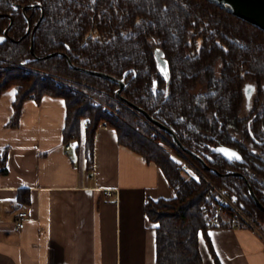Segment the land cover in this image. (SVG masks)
I'll return each instance as SVG.
<instances>
[{"label":"crops","instance_id":"obj_1","mask_svg":"<svg viewBox=\"0 0 264 264\" xmlns=\"http://www.w3.org/2000/svg\"><path fill=\"white\" fill-rule=\"evenodd\" d=\"M14 94L0 96V264H156L145 205L174 197L162 172L101 125L87 170L85 123L80 141L63 143V99H27L9 128ZM19 212L27 213L20 231ZM198 249L202 264H264V242L247 228L211 227Z\"/></svg>","mask_w":264,"mask_h":264},{"label":"flooded vegetation","instance_id":"obj_2","mask_svg":"<svg viewBox=\"0 0 264 264\" xmlns=\"http://www.w3.org/2000/svg\"><path fill=\"white\" fill-rule=\"evenodd\" d=\"M68 1H75L79 10L67 11V0H62L61 11L50 15L47 0H0V37H3L0 48L21 46L29 53L20 61H4L10 65L18 63V67L33 66L31 62L44 58L35 53L41 29L59 27L66 34L71 33L73 38L79 39L78 47L61 41L60 50L45 57L60 53L71 70L107 80L85 70L99 72L121 81L117 84L107 80L114 85L113 95H110L114 101L156 130L162 142L187 157L204 173L229 185L239 198L240 206L243 209L253 206L264 222L263 71L257 76L249 74L245 70L243 52H239V58H233L234 53L227 56L229 49L224 41L227 36L218 35L214 28L182 26L186 30L184 41L185 30L179 32L172 23L162 29L143 26L140 30L135 26L142 21L135 18L129 27L123 28L115 23L114 16L108 15L109 36L100 37L99 24L105 21L107 25V21L106 15L95 11V0H88L87 4ZM214 32L216 35L211 39L210 33ZM91 40L99 45L94 46L88 56L81 47ZM228 41L236 48H245L232 38ZM133 43L142 47L141 58L135 63L143 65V74L138 73L135 63L117 68L118 45L131 48ZM103 51L108 53L106 60L101 57ZM160 51L166 72L156 62ZM120 55L125 60L131 57ZM190 64L196 66L188 69ZM134 82L141 84L133 86ZM220 148L235 152L240 159L229 158L225 153L221 155Z\"/></svg>","mask_w":264,"mask_h":264},{"label":"trees","instance_id":"obj_3","mask_svg":"<svg viewBox=\"0 0 264 264\" xmlns=\"http://www.w3.org/2000/svg\"><path fill=\"white\" fill-rule=\"evenodd\" d=\"M47 1L50 7V15L61 11L62 0ZM78 1L87 4L88 0ZM94 4L96 12H99L101 16L106 15L107 25L105 21L99 24L100 37L109 36L107 35V27L110 25L108 15L114 16L115 23L123 28L129 27L135 18L142 21V24L135 26L140 27V30L143 29V26L147 28L155 26L162 29L168 23H172L173 27L179 29L181 33L185 30L182 26L214 28L218 35L227 36V39H224L229 49L227 56L234 53L233 58H239V52H243L245 70H248L249 74L251 72L252 76H257L262 71V75H264V32L232 16L207 0H95ZM67 5H69L67 11L79 10L75 1L67 0ZM79 8L81 9V7ZM172 17L178 22L171 19ZM114 21H112L113 25H115ZM220 31L223 34H220ZM215 35L216 32L210 33V38L213 39ZM72 36L71 33L66 34L59 27L51 28L48 26L46 30L41 29L35 44V53L44 56V58L37 62L33 61L31 64L76 79L83 82V85L95 87L98 90L94 89L93 91L85 86L83 90L100 98L106 105L114 109L117 115L101 112L82 93L68 91L64 87L55 86L50 80L24 74L20 68H11L7 62H1V59L20 61L29 56L26 47L14 46L0 48V96L11 89H15L14 100L12 101L13 112L6 126L9 128L18 126L23 104L27 99L39 101L45 95L63 99L66 109L62 131L63 143L65 145L72 140L80 141L82 124L86 121L88 126L85 131L83 150L87 170H90L93 161L94 133L102 123H105L107 127L115 131L120 145L140 156L146 163L154 164L173 189V198L156 202L150 200L145 205L146 216L151 223L156 224V264H202L198 249L200 233L206 234L209 228L216 225H230L231 214L228 211L215 214L214 208H211V213L207 218L202 216L201 207H210L213 204L212 201L208 200V187L178 172L176 164L160 147L162 141L159 137L152 138L151 134L154 129L110 97L113 95L114 85L112 83L71 70L60 57H45L50 52L60 50L61 41H67L71 46L78 47L81 44L79 39ZM185 36L186 30L183 33L184 41L186 40ZM229 38L234 39L235 43H241L245 48L243 50L239 46L236 48L235 44L228 41ZM97 45H99L97 42L91 40L86 45L84 44L81 50L90 56L91 50ZM123 45H118L119 49L115 54L116 63L119 66L117 68L130 67L137 59L141 58L139 53L142 47L134 43L131 48H126ZM101 48L105 49V47ZM107 54L103 51L101 57L106 60ZM120 54H128L131 57L125 60L124 57L121 58ZM135 64L138 73L143 74V65ZM195 66L190 64L188 69H193ZM139 84L141 82L138 84L134 82L133 86ZM205 173L218 188L229 192L239 201V198L232 193L229 185L223 184L216 176ZM244 212L264 234V222L258 218L254 207L249 206L244 209Z\"/></svg>","mask_w":264,"mask_h":264},{"label":"built area","instance_id":"obj_4","mask_svg":"<svg viewBox=\"0 0 264 264\" xmlns=\"http://www.w3.org/2000/svg\"><path fill=\"white\" fill-rule=\"evenodd\" d=\"M26 67V66H23ZM24 73L26 74H36L39 75L42 78L49 76L54 81L55 86H59L61 84V87H64L66 90L71 92H77L82 93L91 100L93 105L99 110L105 114H112L117 115V112L106 105L100 98L95 96L94 94H91L87 91H84L82 88L78 87L79 84L72 82L68 79H55V76L52 74L49 75L45 71H41L35 68H24ZM88 124L85 123L83 125V129H87ZM101 128H107V125L105 123H102ZM158 132L154 130L152 132V138L158 137ZM165 142H160V147L167 153L169 158L176 164L177 170L179 173L183 174L187 178L194 180L197 183H203L205 184L208 189V200L212 201V206H202L200 209V212L204 218H207L211 213V208H214L215 214H221L224 211H228L231 216L229 219V224L232 228L239 229V228H247L252 231H254L264 242V234L254 225V223L247 217V215L244 212V209L240 206L236 198L230 194L229 192H225L218 188L211 179L197 166L195 165L191 160H189L187 157L179 154L176 150H174L171 146L168 144H164ZM168 146L165 147V146ZM70 146L67 145L66 149H69ZM111 192H107L106 196H110ZM27 217L26 212H19L16 216L14 227L16 230L20 231L25 226V220Z\"/></svg>","mask_w":264,"mask_h":264},{"label":"water","instance_id":"obj_5","mask_svg":"<svg viewBox=\"0 0 264 264\" xmlns=\"http://www.w3.org/2000/svg\"><path fill=\"white\" fill-rule=\"evenodd\" d=\"M207 1L219 7L220 9L224 10L225 12L231 14L232 16L248 24H251L264 32V0H207ZM51 56L61 57L63 56V54L55 52L47 55V57H51ZM156 62L160 69H164L166 63L165 60L163 59V54L161 51L156 56ZM85 72L92 73L96 76L103 77L111 82H116L117 84L119 83L121 84V81L114 79V77L110 75L99 72H90L87 70H85ZM139 112L144 113L142 110H139ZM220 149L219 152L221 155H223L225 151H220ZM223 150L228 151L227 149H223Z\"/></svg>","mask_w":264,"mask_h":264},{"label":"rangeland","instance_id":"obj_6","mask_svg":"<svg viewBox=\"0 0 264 264\" xmlns=\"http://www.w3.org/2000/svg\"><path fill=\"white\" fill-rule=\"evenodd\" d=\"M2 61H4L3 59H1V62ZM5 62V61H4ZM8 63V62H7ZM9 64V63H8ZM8 66H10L11 68H20L21 70H22V72H24V68H35V69H38V70H41V71H45L46 73H48L49 75H53V76H55V79H68V80H71L72 82H74V83H77V84H79V86L78 87H80V88H82L83 89V87L85 86L86 88H89V89H92L93 91H94V89L95 90H98V89H96L95 87H93V86H91V85H87V84H85V85H83L84 83L83 82H80V81H78V80H76V79H73V78H70V77H67V76H64V75H61V74H58V73H54V72H51V71H47V70H45V69H42V68H39V67H35V66H27L26 65V67H18L19 65H18V63H16V65H8ZM2 67V66H1ZM24 74H26V73H24ZM30 75H34V74H30ZM34 76H38L39 78H41V79H46V80H50L52 83H54V81L52 80V78L49 76V78L48 77H45V78H42V77H40L39 75H34ZM83 85V86H82ZM60 87H61V84L59 85ZM89 92V91H88ZM89 93H91V92H89ZM92 94V93H91ZM84 123H87L86 121H84ZM164 144H166V143H164ZM167 145V144H166ZM165 146V145H164ZM165 147H167L168 148V146H165ZM167 154V153H166Z\"/></svg>","mask_w":264,"mask_h":264},{"label":"snow or ice","instance_id":"obj_7","mask_svg":"<svg viewBox=\"0 0 264 264\" xmlns=\"http://www.w3.org/2000/svg\"><path fill=\"white\" fill-rule=\"evenodd\" d=\"M3 40V37H0V41ZM165 72H166V65L164 66V69H163ZM250 88V86H248V88H246V91H248ZM220 151H225V154L229 156V158H235L237 160L240 159V157L235 153V152H230V151H226V150H223V149H220ZM209 235H211V233H209Z\"/></svg>","mask_w":264,"mask_h":264}]
</instances>
